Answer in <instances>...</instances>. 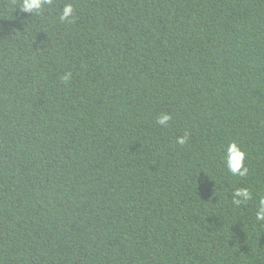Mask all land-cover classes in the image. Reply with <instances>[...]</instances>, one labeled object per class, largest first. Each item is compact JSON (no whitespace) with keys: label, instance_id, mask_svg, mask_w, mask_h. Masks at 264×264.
Masks as SVG:
<instances>
[{"label":"trees","instance_id":"trees-1","mask_svg":"<svg viewBox=\"0 0 264 264\" xmlns=\"http://www.w3.org/2000/svg\"><path fill=\"white\" fill-rule=\"evenodd\" d=\"M20 4L0 0V264H264V0Z\"/></svg>","mask_w":264,"mask_h":264},{"label":"clouds","instance_id":"clouds-1","mask_svg":"<svg viewBox=\"0 0 264 264\" xmlns=\"http://www.w3.org/2000/svg\"><path fill=\"white\" fill-rule=\"evenodd\" d=\"M53 0H21L20 9L25 12L39 13L45 6V4H52ZM74 6L71 3H66L60 13V20L71 23L74 18ZM71 73H66L62 77V80L67 83L71 79ZM172 119L171 114L162 113L158 117V124L161 126H167L168 122ZM188 135L177 138L179 145L187 143ZM227 170L237 177H246L248 175V167L246 166L247 153L241 148V146L235 141H231L227 144L225 154L223 157ZM232 202L239 207L241 204H247L252 200V192L247 187L236 188L232 193ZM256 220L264 222V197H261L258 201L256 212Z\"/></svg>","mask_w":264,"mask_h":264}]
</instances>
